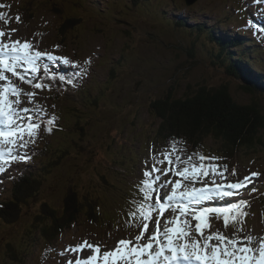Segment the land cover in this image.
I'll return each mask as SVG.
<instances>
[{"label":"rangeland","instance_id":"rangeland-1","mask_svg":"<svg viewBox=\"0 0 264 264\" xmlns=\"http://www.w3.org/2000/svg\"><path fill=\"white\" fill-rule=\"evenodd\" d=\"M138 1L143 3L131 0H0V5H4L0 7V13L8 21L0 20V30L6 33L0 40L8 42L7 33L15 29L11 32V41H30L38 50L70 61L68 65L62 61H49L46 57L40 61V72L34 82L47 85L43 89H34L6 73L23 92L36 93L31 103L26 96L21 97L19 107L42 109L29 113L33 115L34 122L41 124L35 143H29L26 149H17V152L21 155L26 153L31 158L35 155V147L46 150L47 147L65 144L71 149L60 173L41 179L38 197L27 206H22L16 221L0 222V264H66L76 255L86 257L90 254L89 250L82 254L68 252L66 249L69 246L87 240L93 244L102 242V250L113 249L120 239L128 238L130 233L134 236L138 230L126 226L130 221L128 213L136 210L141 199L139 187L146 178L144 173L153 167L154 158L149 157L146 146L149 137L156 136V132L159 135L160 126H163V119L152 115L151 105L166 100L177 104L181 99H191L195 89L204 82L207 87L208 84L221 83L230 86V95L241 105L249 103L253 97L245 89L238 88L237 78L229 74L231 65L240 68L237 66V63L241 64L239 54L246 55L242 49L235 48L232 41L235 37L231 34L234 28L243 25L248 36L257 31L254 35L264 43V25L259 23L264 18V0ZM223 38L231 40V45L222 42ZM262 43H246L245 50L258 48ZM257 57L255 55L254 59ZM224 58L228 61L224 68L227 74L213 62L217 60L219 64H224ZM259 58L260 66L247 62L246 66L253 74L244 72L245 75L263 76V59ZM81 69L86 71L82 73ZM52 74L63 75L64 83H55ZM45 75L52 76L53 81H48ZM4 83L0 82V85ZM255 91L259 89L255 88ZM85 95L88 97L85 98ZM253 98L258 99L259 96ZM186 106L187 110H194L193 104ZM260 106L264 107V103ZM48 120L54 121L50 133L47 131ZM78 122L79 127L84 126L86 134L81 142L80 133L71 130L77 129ZM187 139L181 134V137L161 139L156 144H169L171 147L167 151L173 159L177 154L186 159L191 154L186 151L179 153V150L184 148ZM173 140H178V144L175 143L178 152L172 151ZM200 142L203 145L201 150L205 147L210 151L215 146L220 148V143L210 134L201 138ZM256 146L250 150H239L235 157L228 158L225 153V160L216 161L219 165L225 163L227 168L234 162L238 163L235 169L237 175L232 176L233 167L228 168L225 182L242 179L251 172L260 173L252 178L248 190L239 196L216 201L224 204L236 202L255 186L258 191L249 200V215L244 218L243 234L251 231L259 238L264 237V213L254 196L264 191V139ZM130 150L137 152V163L130 162ZM195 154L209 156L208 151ZM193 156L194 162L199 163ZM142 159H145L146 165ZM48 161L44 157L28 161L9 160L4 165L5 171L0 173V202L9 201L16 183L24 178L27 168L31 172L47 173L43 167ZM110 163L119 168L108 166V169L106 166ZM126 164L129 166L125 168ZM22 168L25 170L19 172ZM100 175H108L107 182L102 181ZM156 175L161 173H153V176ZM11 178L19 181H9ZM215 178L220 182L219 177ZM161 179L166 181L179 177L169 173ZM204 179L210 182L209 177ZM123 183L129 190L132 188L133 196L125 188L117 186ZM67 188L72 189L69 196L72 192H76L78 197L89 192L98 197L119 220H111L103 226H91L82 219L84 221L63 232L59 241L53 244L44 238L39 240V233L30 234L35 232L34 220L41 215L43 204L54 210L62 209ZM170 189L169 185L167 189L159 190L161 196L165 192L170 193ZM116 195L126 198V202L117 207L111 200ZM211 202H207V206H213ZM164 215L171 217L173 214L169 211ZM102 218L107 220L109 215L105 214ZM210 223L212 232L220 230L226 236L235 232L234 227L225 228L223 219H216L214 215L210 217ZM106 227L114 229L111 231ZM152 228L150 224L149 232ZM18 250L23 254L16 257L13 252ZM11 257L14 261L10 260Z\"/></svg>","mask_w":264,"mask_h":264},{"label":"snow or ice","instance_id":"snow-or-ice-1","mask_svg":"<svg viewBox=\"0 0 264 264\" xmlns=\"http://www.w3.org/2000/svg\"><path fill=\"white\" fill-rule=\"evenodd\" d=\"M0 20L8 23L3 13H0ZM16 20L19 22V16ZM14 31L11 29L7 33L8 42L0 40V82H6L0 85V145L3 146L0 147V173L5 171L4 165L9 160L31 159L26 153L19 154L17 149H26L29 143H35L41 129V124L34 122L33 115L29 113L42 109L19 107L21 97L26 96L31 103L36 93L23 92L6 73L34 89H43L47 85L34 82L43 58L70 64L65 57L38 50L30 41H11L10 35ZM5 35V31L0 30V38ZM85 71L81 69L82 73ZM59 79L63 82L65 77L61 75ZM68 83L72 81L68 80ZM53 123V120L47 121L49 133ZM25 136L27 139H24ZM172 151L178 152L175 141ZM194 155L199 163L194 162L193 155L182 159L177 154L173 159L169 152L163 153L162 160L154 158L153 167L144 173L146 178L139 187L141 199L136 210L128 213L130 221L126 226L136 228L137 234L133 236L130 233L128 238L120 239L113 249L102 250V242L93 244L87 240L69 246L66 249L68 252L82 254L89 250L90 254L86 257L76 255L66 264H264V237L257 238L251 231L243 234L244 218L249 215V201L241 198L224 206H207V202L239 196L248 190L252 178L258 177L260 173L251 172L242 179L225 182L228 168L227 165L221 167L216 163L219 157ZM157 164H167L168 167H157ZM153 173L161 175L153 176ZM169 173L179 179H161V176L166 177ZM231 175H237L235 169ZM205 177H209L210 182H206ZM215 177H219L220 182ZM197 184L200 186L197 187ZM169 185L170 193L165 192L161 196L159 190L167 189ZM257 191L255 186L250 189V193ZM169 211L173 215L165 217V212ZM212 215L216 219L222 218L224 227L232 226L235 232L231 236L224 235L220 230L212 232ZM193 221L196 223L193 224ZM150 224L153 226L151 232Z\"/></svg>","mask_w":264,"mask_h":264},{"label":"trees","instance_id":"trees-1","mask_svg":"<svg viewBox=\"0 0 264 264\" xmlns=\"http://www.w3.org/2000/svg\"><path fill=\"white\" fill-rule=\"evenodd\" d=\"M134 1L135 0H133V3ZM247 33L243 25H241L234 28L231 34L235 37V39H232L235 43V48L242 49L241 51L246 54H239L238 60L241 64L237 63L238 67H242L243 65L246 67V71L241 70L243 77L240 76L241 79H243V83L246 85L238 80L237 82L239 84L237 86L238 88L247 90L249 92L248 94L251 96H259V98L255 99L251 97L249 101L251 103L241 105L234 101L230 95V86L221 83L218 85L208 84L209 87H207L204 85V82L195 89L194 93L191 95V99L189 97L186 101L181 99V102H177V104L176 102L168 100L164 102H154L150 107V111L153 116L163 119L161 124L164 127L160 126L159 135H157L156 132V136L150 137L153 145H157L156 141H161V139L181 137L182 134L189 139H187L188 142L180 151H186L191 155H194L198 151H208L209 156H215L219 157V160H225V153H227L228 158L235 157L239 150H250L254 147L257 148L258 146L256 145L262 144V140L264 139V107L260 105L264 103V74L262 77H260V75L253 77L245 75L244 72L253 74L246 64L252 61L260 66V58L257 57L255 60L254 56L260 53L257 50H260L261 53H264V51L259 48L256 50L254 47H251L248 52L245 50L246 43L251 45L252 41L243 38L255 39L252 35L248 36ZM250 53H252L253 56H251ZM213 62L225 68V65L228 64L227 58H224V64H219L217 60H213ZM244 62L246 63L243 64ZM258 70L260 71V69ZM228 71L230 75L235 76L240 74V70H238L237 67L233 68V65H231V69ZM48 77H50V75ZM240 84L242 86H240ZM252 88H257L259 91H255ZM87 97L88 96L85 95V98ZM188 104H193V111L187 110L186 105ZM71 130L80 133V142L82 141V137L86 136L84 126L79 127V122L77 124V129ZM209 134L214 136L216 141L220 143V148L215 146V149L210 151L205 147V150H201L203 146L200 142L201 138ZM173 141L178 144V140ZM158 145L161 144L158 143ZM167 146L168 148L171 147L169 144L165 147ZM46 150H35L33 159L44 157L50 160L43 167L47 169V173L31 172L30 168L26 169V174L22 179L23 181L17 180L19 182L16 183L9 201L0 202V222H15L17 214L21 212L22 206H27L29 202L34 201L38 197L42 181L60 171L63 161H67L66 157L71 151L65 144L57 145L55 148L47 147ZM130 159L133 161L136 160L133 157ZM111 164L112 163L106 167L119 168ZM119 165L121 166V164ZM223 165L226 164L222 163L221 166ZM228 168H232V170L237 169L238 163L234 162L233 166ZM242 168H244V166H242ZM112 172L113 171H111V173ZM107 176L108 175H100L99 177L102 181L107 182ZM41 179L43 180L41 181ZM117 186L125 188L133 196L132 188L129 190L124 183ZM71 191V188H67V195L65 194L66 198L61 210H54L46 204L42 205L41 215H38L34 220L35 232H31L30 234L39 233V240L44 238L49 243L53 244L59 241V237L63 232L70 229L73 225H76L79 221L85 220L86 223L91 226H103L104 224L110 223L111 220L116 222L119 220L117 216H114V212H110L103 201L98 197L92 196L89 192L82 194L81 197H78L76 192H72L69 196L68 193ZM261 194L262 196L258 198L257 203L264 213V191H261ZM111 200L117 207L120 206L122 202H126V198L120 195L113 196ZM57 211H60V213ZM105 214L109 215L107 220L102 218ZM106 228L111 230V227ZM13 253L16 257L23 254L20 250ZM10 260L14 261L12 257Z\"/></svg>","mask_w":264,"mask_h":264},{"label":"bare ground","instance_id":"bare-ground-1","mask_svg":"<svg viewBox=\"0 0 264 264\" xmlns=\"http://www.w3.org/2000/svg\"><path fill=\"white\" fill-rule=\"evenodd\" d=\"M187 5H189V4H187ZM179 18V17H178ZM257 29V28H256ZM258 30V29H257ZM256 33H257V31H256ZM248 40H250V41H252V42H254V43H262V40L260 39V38H257V39H248ZM259 47H262L263 49H264V43H262L261 44V46H259ZM256 50H257V48H255ZM257 51H259L260 53L258 54V57L260 56L262 59H263V65H264V53H261V51L260 50H257ZM221 68H223V70L221 69V71H224V73H226L225 72V67L224 66H222ZM238 70H240L239 72H240V75H236V76H234V77H236L237 78V80H240V81H242V83H243V79H241V77L240 76H242V73H241V70H244V71H246V67H244V65L242 66V67H240V68H238ZM48 71V70H47ZM260 71H262L261 69H260ZM227 74V73H226ZM250 76H252V75H250ZM233 77V78H234ZM243 77V76H242ZM263 82H264V80H263ZM44 83H45V81H44ZM53 84V83H52ZM54 85V84H53ZM57 86V85H56ZM245 86V85H244ZM260 86H261V84H260ZM251 88V87H250ZM62 89V88H61ZM60 89V90H61ZM253 89V88H252ZM57 90V89H56ZM241 90H243V89H241ZM253 90H255V89H253ZM244 91V90H243ZM52 92V91H51ZM59 92V91H58ZM246 93H249L247 90L245 91ZM210 93V92H209ZM251 100V99H250ZM249 103H251V102H249ZM17 178H11L9 181H17V180H19V179H17ZM255 193V192H254ZM254 193H250V192H248V194H245V196H244V199H246V200H251L252 199V197H253V195H254ZM240 199V198H239ZM238 199V200H239ZM237 200V201H238ZM236 201V202H237ZM212 204H213V206H215V204H216V206H224V205H226V204H224V203H220V202H218V201H216V202H211Z\"/></svg>","mask_w":264,"mask_h":264}]
</instances>
